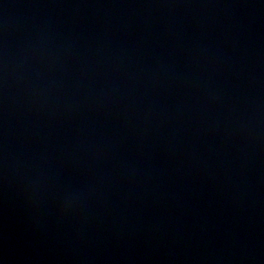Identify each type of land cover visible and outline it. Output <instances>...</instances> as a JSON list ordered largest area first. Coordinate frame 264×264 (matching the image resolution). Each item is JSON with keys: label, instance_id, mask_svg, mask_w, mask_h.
<instances>
[{"label": "water", "instance_id": "water-1", "mask_svg": "<svg viewBox=\"0 0 264 264\" xmlns=\"http://www.w3.org/2000/svg\"><path fill=\"white\" fill-rule=\"evenodd\" d=\"M0 264H264V0H0Z\"/></svg>", "mask_w": 264, "mask_h": 264}]
</instances>
